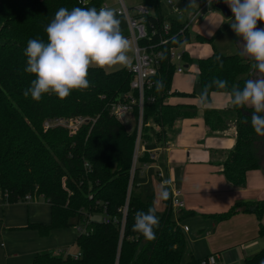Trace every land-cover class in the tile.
<instances>
[{
  "label": "trees",
  "instance_id": "1",
  "mask_svg": "<svg viewBox=\"0 0 264 264\" xmlns=\"http://www.w3.org/2000/svg\"><path fill=\"white\" fill-rule=\"evenodd\" d=\"M106 0H0V195L4 201H24L26 195L43 197L51 205V222L30 223L41 236L58 228L84 225L75 244L78 257L71 253L43 251L28 264H182L186 251V237L170 199L155 230L156 239L146 240L132 230L137 211L153 206L151 197L142 198L132 189V158L136 132L130 131L110 110V103L130 90L133 74L129 66L107 72L91 67L88 71L90 87L72 90L65 99L44 94L39 101L23 95L34 79L24 71V55L29 39L47 42L46 26L61 7L99 10ZM215 2H221L215 0ZM151 13L143 17L150 31L157 33L146 44L161 52L154 85L146 91L144 108V140L163 142L168 129L178 118L195 117L197 106L189 103L170 104L174 95L193 97L196 93L173 90L176 66L170 57L173 47L182 48L189 42L212 44L213 38L197 33L189 26L165 15L161 0H142ZM170 23L168 33L164 24ZM168 38L165 44L162 39ZM223 62L219 67L216 58ZM185 64L193 58L183 52ZM254 61L245 54H225L213 45V52L196 59L199 92L213 79L226 80L228 87L208 89V101L213 92L229 93L234 85L241 89L252 78ZM163 89L156 90V81ZM149 97H152L149 99ZM250 107L216 110L206 109L204 120L210 130L233 124L237 136L234 148L222 163L223 174L235 186L247 181L249 171L263 166L264 136L253 130ZM86 117L73 133L63 125L45 126L47 121ZM157 130L151 134L152 129ZM145 152L140 162H150ZM128 203L123 221L120 209ZM251 211L259 221V236L264 237V200L238 203L225 212L208 214L219 221L229 219L239 208ZM104 217L117 218L106 222ZM63 250V249H62ZM66 250V249H65ZM206 258L192 256L185 264H202ZM245 264H264V248L246 258Z\"/></svg>",
  "mask_w": 264,
  "mask_h": 264
},
{
  "label": "crops",
  "instance_id": "2",
  "mask_svg": "<svg viewBox=\"0 0 264 264\" xmlns=\"http://www.w3.org/2000/svg\"><path fill=\"white\" fill-rule=\"evenodd\" d=\"M171 3L174 5L173 0ZM197 9L188 11L185 20L173 16L175 14L168 17L186 23ZM210 11L208 9L207 12ZM126 22L120 27L131 43L132 50L128 53L130 66L135 54ZM200 34L204 35L203 32ZM239 43V52L243 53L242 43ZM186 45L183 48L193 60L207 57L213 52L210 43L193 42L191 48ZM185 65L186 71L176 73L177 75L188 72L190 64ZM123 67L126 66L116 65L104 69L111 72ZM195 70L198 74L197 65ZM197 82L198 77L192 83L186 82L184 91L178 90L173 83L172 88L179 92H192L197 87ZM199 95H174L168 98L167 102L173 105L189 103L197 106V115L178 118L168 129L165 141L145 142V151L150 153L152 160L148 162V167L141 163L134 176L133 191L142 198L151 197L155 206L163 203L165 210L170 196L166 201L156 200L160 185L167 182L170 194L173 188L181 190L186 206L180 212L174 211V218L182 228H189L184 231L187 260L192 256L200 259L214 256L213 264H245L246 258L264 248V237L259 236L257 215L244 211V207H240L238 213L223 221L206 215L225 212L238 203L264 200V165L249 171L247 181L242 186H235L226 179L222 163L235 146L237 132L233 124L223 129L210 130L204 120V111L229 109L228 93L213 92L206 108L199 106ZM156 130L154 127L151 134ZM51 216V205L43 197L9 203L0 195V264H28L39 252L62 250L75 243L78 234L71 226L54 229L47 236H41L37 230L28 227L30 223L49 224ZM262 223L264 224V214Z\"/></svg>",
  "mask_w": 264,
  "mask_h": 264
},
{
  "label": "clouds",
  "instance_id": "3",
  "mask_svg": "<svg viewBox=\"0 0 264 264\" xmlns=\"http://www.w3.org/2000/svg\"><path fill=\"white\" fill-rule=\"evenodd\" d=\"M214 2L208 0L209 6ZM224 3L233 14L230 27L243 44V54L254 61L257 73V78L247 79L242 89L238 85L231 88L229 104L239 108L250 107L251 126L257 135L264 136V28L257 27L258 21H264V0H224ZM193 5L198 6L196 0H191L189 7ZM120 25L117 11L110 7H100L99 10L95 7L59 8L45 28L47 42L42 39H29L27 42L24 71L35 78L23 95L31 96L35 101L41 100L44 94H55L65 99L72 90L90 87L87 78L89 68L129 66L131 43L123 35ZM216 59L220 61L219 57ZM219 67L223 68L222 61ZM212 86L226 89L228 83L215 78L205 85L197 98L200 107H208V89ZM162 89L163 82L156 81V90ZM166 184H161L157 190V201L169 198ZM156 212L155 203L146 212L137 211L132 230L146 240H155V230L160 223Z\"/></svg>",
  "mask_w": 264,
  "mask_h": 264
},
{
  "label": "built area",
  "instance_id": "4",
  "mask_svg": "<svg viewBox=\"0 0 264 264\" xmlns=\"http://www.w3.org/2000/svg\"><path fill=\"white\" fill-rule=\"evenodd\" d=\"M199 8L196 10L193 15V19H196L198 16L203 15L204 4L202 1H199ZM117 14L122 15L127 20V32L128 36L133 43V49L135 58L133 63L129 66V70L132 72L133 77L130 82V90L125 92L117 100L110 103L111 113L119 119L122 123L131 117L134 120V128L130 131L136 132L135 147L132 158V167H131V181L129 185V193L133 189V180L137 170L140 168L141 162L140 158L143 156L145 151V140H144V108L146 101V91L154 85V78L158 73L159 58L162 53L155 51L154 45L146 44V40H150L153 35L157 33L156 30L150 31L146 23L143 21V17L147 14H150L151 11L149 7L144 4H140L134 8L135 11H132V8L128 6L125 0H117ZM102 7H109L106 1L102 4ZM175 12L180 13V10L177 7L173 9ZM190 21L186 22V26H189ZM170 29V23L166 22L164 24V31L168 33ZM169 41L168 38L162 39L160 44H165ZM184 48L173 47L170 50V57L172 62L176 66V73H183L186 71V65L183 58ZM152 97H149L151 99ZM89 119L86 117L71 118L68 120L65 119H56L54 121H47L45 126H54V125H63L68 127L71 132L75 133L78 128ZM125 124V123H124ZM144 167H148L149 163L144 162ZM182 192L178 188H173L170 194V202L174 211H182L185 209V201L182 197ZM33 195L28 194L25 197V200L33 199ZM128 210V203L120 209L123 216V221L125 220ZM106 222L110 220L117 222V218L113 217H104ZM77 230L81 232L85 231V226L78 225ZM183 231H188V227L185 226L182 228ZM59 253L69 254L68 250H58ZM80 254L76 253L74 256L78 257ZM215 261L214 256L207 257L202 260V264H213Z\"/></svg>",
  "mask_w": 264,
  "mask_h": 264
},
{
  "label": "rangeland",
  "instance_id": "5",
  "mask_svg": "<svg viewBox=\"0 0 264 264\" xmlns=\"http://www.w3.org/2000/svg\"><path fill=\"white\" fill-rule=\"evenodd\" d=\"M126 3L128 4L129 7L132 8V11H135L134 8L137 7L138 5H140L142 3V0H125ZM199 1H202L204 4H206L208 2V0H196V3L199 6ZM221 2L224 3V0H220ZM162 2V6H163V10L164 13L168 16V15H173L176 16L177 18L181 19V20H185V17L188 13V11L192 10V9H197L199 8L198 6L193 5L192 7L190 6L191 0H173V3H169V0H161ZM106 3L109 5L110 8L113 9H117V0H106ZM217 3L219 2H214L211 6L209 5H205L204 10H203V15L198 16L196 18V20H194V22H192L193 16L190 17V24H191V32L193 33V35L197 34V33H204V35H208L211 38H213V42H212V47L214 45V47L221 51L222 53L225 54H236V53H240L239 51H241L240 49V43L241 42L240 38L236 36V34L232 31L231 27H230V20L232 19L233 14L230 17H226L222 14V12L216 7ZM225 4V3H224ZM227 5V4H226ZM172 6L177 7L180 10L179 14H176L173 12L172 10ZM227 7L229 8V6L227 5ZM208 9H211L210 12H207ZM230 9V8H229ZM178 13V12H177ZM232 13V12H231ZM181 14V15H180ZM224 17H223V16ZM117 16H119V14H117ZM122 16V15H120ZM118 19H120L121 21V25L125 24L124 22H126V19H124L125 17L123 16L122 18L117 17ZM221 21H223L222 24H219ZM127 23V22H126ZM219 24V25H218ZM120 25V26H121ZM194 41L191 42V44H187L186 47L187 48H191L192 47V43ZM242 43V42H241ZM189 50V49H188ZM195 58L192 61V63L190 64L189 70L186 74L184 75H177L174 74L173 76V86L177 87L178 90L180 91H184L185 87L187 86L185 83H189V82H194V80H196V78L198 77V74L196 73L195 70V66H196V62H195ZM197 89L195 88V93H199V83L197 82ZM126 127L129 130H132L134 128V120L129 117L126 122H124ZM155 201L153 200V205H154ZM164 204L160 203L156 204V208H157V214L160 215L162 214V209L164 211ZM174 210V209H173ZM72 228H74L77 232V234H79L81 231L77 230L76 227L71 226ZM66 250H68L72 255H75L76 253H78V247L75 243H73L71 246L67 247ZM58 251V250H57ZM187 261V251L184 254L183 257V261L182 264H185Z\"/></svg>",
  "mask_w": 264,
  "mask_h": 264
},
{
  "label": "water",
  "instance_id": "6",
  "mask_svg": "<svg viewBox=\"0 0 264 264\" xmlns=\"http://www.w3.org/2000/svg\"><path fill=\"white\" fill-rule=\"evenodd\" d=\"M216 7L222 12L224 16L230 17L232 15L231 10L223 2L217 3Z\"/></svg>",
  "mask_w": 264,
  "mask_h": 264
},
{
  "label": "flooded vegetation",
  "instance_id": "7",
  "mask_svg": "<svg viewBox=\"0 0 264 264\" xmlns=\"http://www.w3.org/2000/svg\"><path fill=\"white\" fill-rule=\"evenodd\" d=\"M257 27L258 28H264V21H258L257 22ZM242 46H243V44H242ZM247 56V55H246ZM253 69H254V67H253ZM256 75H257V73H256V70L254 69V72H253V74H252V78H257L256 77ZM263 165H264V154H263Z\"/></svg>",
  "mask_w": 264,
  "mask_h": 264
}]
</instances>
